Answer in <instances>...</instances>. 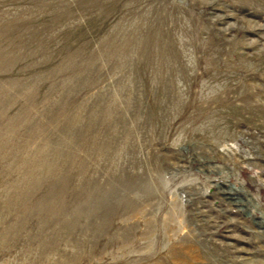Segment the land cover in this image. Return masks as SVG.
Masks as SVG:
<instances>
[{"label":"rangeland","instance_id":"rangeland-1","mask_svg":"<svg viewBox=\"0 0 264 264\" xmlns=\"http://www.w3.org/2000/svg\"><path fill=\"white\" fill-rule=\"evenodd\" d=\"M0 264H264V0H0Z\"/></svg>","mask_w":264,"mask_h":264},{"label":"bare ground","instance_id":"bare-ground-1","mask_svg":"<svg viewBox=\"0 0 264 264\" xmlns=\"http://www.w3.org/2000/svg\"><path fill=\"white\" fill-rule=\"evenodd\" d=\"M231 195H234V193H230ZM236 201H238L239 203L241 202V199L236 198Z\"/></svg>","mask_w":264,"mask_h":264}]
</instances>
